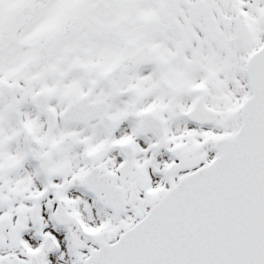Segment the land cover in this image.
Segmentation results:
<instances>
[{
    "label": "snow or ice",
    "instance_id": "snow-or-ice-1",
    "mask_svg": "<svg viewBox=\"0 0 264 264\" xmlns=\"http://www.w3.org/2000/svg\"><path fill=\"white\" fill-rule=\"evenodd\" d=\"M0 264H264V0H0Z\"/></svg>",
    "mask_w": 264,
    "mask_h": 264
}]
</instances>
